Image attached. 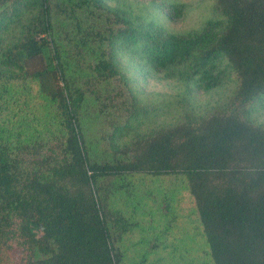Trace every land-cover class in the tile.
<instances>
[{
    "label": "trees",
    "instance_id": "obj_1",
    "mask_svg": "<svg viewBox=\"0 0 264 264\" xmlns=\"http://www.w3.org/2000/svg\"><path fill=\"white\" fill-rule=\"evenodd\" d=\"M35 2L39 14L4 63L34 80L54 108L62 156L30 167L0 137V264H118L113 234L129 224L110 206V187L134 174L184 178L212 264H264V128L240 117L264 97V0H217L226 26L209 22L185 36L138 32L99 0ZM88 17L107 28L84 27ZM118 42L141 44L156 69L226 59L237 82L234 112L160 130L107 159L93 157L84 125L88 103L77 84L118 74ZM203 78V91L219 84ZM7 79L0 71V83Z\"/></svg>",
    "mask_w": 264,
    "mask_h": 264
},
{
    "label": "rangeland",
    "instance_id": "obj_2",
    "mask_svg": "<svg viewBox=\"0 0 264 264\" xmlns=\"http://www.w3.org/2000/svg\"><path fill=\"white\" fill-rule=\"evenodd\" d=\"M35 1L0 0V71L8 75L5 84L0 83V137L24 164L41 167L42 157L62 156V128L36 82L4 63V53L15 51L27 26L39 14ZM99 1L111 13L126 18L138 32L152 36L191 35L202 31L206 23H215L219 29L227 23L217 0ZM88 18L84 27L107 28L104 20ZM142 49L141 44L125 47L118 42L114 49L118 74L102 84L87 77L77 84L88 103L86 139L92 156L99 160L160 130L198 125L210 116L234 112L237 82L226 59L201 68L190 61L156 69ZM205 74L216 77L218 86L203 91ZM240 113L243 121L264 128V97ZM110 192V206L129 224L125 233L113 234L118 264H212L194 201L181 175L134 174L113 184Z\"/></svg>",
    "mask_w": 264,
    "mask_h": 264
}]
</instances>
